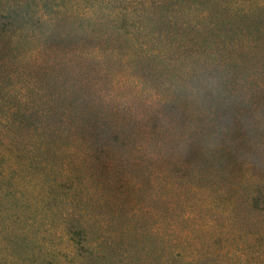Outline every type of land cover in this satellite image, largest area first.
Segmentation results:
<instances>
[{"label": "rangeland", "instance_id": "obj_1", "mask_svg": "<svg viewBox=\"0 0 264 264\" xmlns=\"http://www.w3.org/2000/svg\"><path fill=\"white\" fill-rule=\"evenodd\" d=\"M109 1L139 25L137 52L115 55L100 25L87 27L67 12L0 16V96H14L21 131L34 128L63 143L60 155L38 161L57 179L81 174L87 182L108 183L167 177L227 193L230 203L209 209L208 221L259 230L264 6ZM176 82L195 97L134 95Z\"/></svg>", "mask_w": 264, "mask_h": 264}, {"label": "trees", "instance_id": "obj_2", "mask_svg": "<svg viewBox=\"0 0 264 264\" xmlns=\"http://www.w3.org/2000/svg\"><path fill=\"white\" fill-rule=\"evenodd\" d=\"M225 2L238 10L264 6ZM63 12L100 25L115 55L138 51L139 25L109 0H0V16ZM147 88L187 90L181 82ZM10 97L0 96V264H264V224L241 231L208 221L209 209L230 203L227 193L167 177L103 183L52 176L38 157L60 155L62 141L21 131Z\"/></svg>", "mask_w": 264, "mask_h": 264}, {"label": "flooded vegetation", "instance_id": "obj_3", "mask_svg": "<svg viewBox=\"0 0 264 264\" xmlns=\"http://www.w3.org/2000/svg\"><path fill=\"white\" fill-rule=\"evenodd\" d=\"M151 94L154 97L158 98H165V99H192L195 97V92H187V91H172V92H163V91H153V92H136L134 95L140 99H143L144 96L140 95H147Z\"/></svg>", "mask_w": 264, "mask_h": 264}]
</instances>
